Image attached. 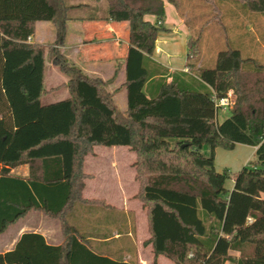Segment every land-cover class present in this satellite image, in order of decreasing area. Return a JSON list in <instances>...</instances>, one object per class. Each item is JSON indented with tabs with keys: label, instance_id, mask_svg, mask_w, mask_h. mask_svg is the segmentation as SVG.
I'll return each instance as SVG.
<instances>
[{
	"label": "trees",
	"instance_id": "obj_1",
	"mask_svg": "<svg viewBox=\"0 0 264 264\" xmlns=\"http://www.w3.org/2000/svg\"><path fill=\"white\" fill-rule=\"evenodd\" d=\"M105 1L104 19L129 26L123 111L105 81L27 40L37 21H51L62 34L68 9L62 0H0V233L33 210L56 219L62 236L56 245L40 232H24L0 253V264H131L95 251L70 221L76 204L98 203L82 196L84 159L96 145L135 154L153 264L160 255L174 264H264V61L227 42L211 65H202L200 31H189L185 70L168 72L151 57L165 29L163 1ZM232 1L244 14L264 17V0ZM167 2L177 11L179 0ZM48 51L67 76L68 95L42 103ZM228 90L234 103L217 121L212 95ZM235 144L255 151L228 189L214 153ZM22 163L29 165L26 177L11 173Z\"/></svg>",
	"mask_w": 264,
	"mask_h": 264
},
{
	"label": "crops",
	"instance_id": "obj_2",
	"mask_svg": "<svg viewBox=\"0 0 264 264\" xmlns=\"http://www.w3.org/2000/svg\"><path fill=\"white\" fill-rule=\"evenodd\" d=\"M62 1L68 7L66 9L67 19L64 21L65 25H63L62 34L60 36L58 35L56 27L51 21L49 22L52 25V30L47 28V26H40V21H37L31 41L43 44L46 48L57 49L62 57L64 56L68 62L77 65L86 75L98 77L105 81L106 88L111 93L115 105L120 110H125L126 91L123 84L126 75L124 71V57L128 47L129 26L127 22H114L104 19L108 10L107 3L105 6L100 7L97 3L89 1L77 3ZM162 1L165 11L162 26L165 27V31L160 34L158 32L151 57L161 66L165 67L168 72L185 70L184 63L187 54L186 41L189 32L184 19L176 11V8L167 2V0ZM79 10L93 11L94 13L90 15H84L80 12L74 13ZM144 19L154 22L155 16L146 14L144 15ZM173 29L176 34H180L182 46L184 45L186 47V51L182 49V59L179 55V49L178 52H175L172 49L166 50L163 47L166 45L170 48L174 44L175 38L171 37L173 33L171 30ZM50 65L52 69V76L49 79L50 88L53 87L52 84L56 81L61 82V84L66 82L67 77L55 71L53 59H51ZM46 67L44 60L45 72L43 76V87L46 81ZM54 79L56 81L53 82ZM123 95H125V98ZM118 98L120 104L117 103ZM219 149L222 148L215 149L214 160L218 155ZM228 151H230L228 152L230 154L226 155L227 161L225 164L236 168L238 171L252 158L255 147L235 144L233 149ZM134 160V152L126 146H111L107 148L94 146L92 153L85 156L83 163V171L87 174L84 180L83 197L93 198L98 202H106L108 207H105V209L108 211H112L111 209H113L114 211L115 206L111 204L112 202H109L108 198L106 199L103 186H107L111 180L116 181L119 178L123 189L122 200L127 202V195L134 183ZM121 167L130 170L128 179L122 174L119 175L118 172H120ZM28 171V163L18 164L11 169V173L22 177H26ZM116 171H118V177ZM93 182L101 186L100 190L102 192L96 193L97 195L95 196L87 197L85 191L89 185H93ZM87 212L80 209V214L74 217V223L81 232L87 233V236L91 238L95 251L108 254L111 257L123 258V260L129 261L131 264L137 262V257L139 262H143L141 256L144 254L149 264L151 263L150 261L153 258L151 245L147 244L146 247H142L141 244L139 247L136 245L134 231L135 219L132 207L125 205L122 209V215L124 217L123 228L116 226L118 224L111 213L106 214V216L95 213L94 216L89 217ZM10 225H14L15 229L0 243V253L11 250L19 236L24 232H40L46 242L50 244L57 245L62 239L58 221L55 223L52 218L46 217L38 211H29L25 216L20 217ZM10 225H8L4 232H6ZM161 257L164 256H158L157 260L159 261Z\"/></svg>",
	"mask_w": 264,
	"mask_h": 264
},
{
	"label": "rangeland",
	"instance_id": "obj_3",
	"mask_svg": "<svg viewBox=\"0 0 264 264\" xmlns=\"http://www.w3.org/2000/svg\"><path fill=\"white\" fill-rule=\"evenodd\" d=\"M67 3H77V2H92L97 3L100 7L105 6V0H64ZM212 3L211 0H179V8L177 12L184 19L186 23V27L188 32L192 31V33H196L200 31L201 34V64L202 65H211L214 62L215 56L220 49L227 47V42L231 43L232 46L241 49L243 55H250L256 58H259L264 61V17L260 14L255 13H243L240 10L239 5L232 0H214ZM81 13L84 15H90L94 13L93 11H75L74 13ZM147 17V16H146ZM149 17V16H148ZM222 20V23L218 21ZM40 26H47L50 30H52V25L48 21H40ZM39 28V27H38ZM201 29V30H200ZM165 30H160L159 34L164 32ZM173 33L171 35L172 38H175L174 44L168 48L166 45L163 46L166 50L172 49L175 52L179 51L180 58L182 59V49L186 51V47L180 41V34H176L174 29L171 30ZM246 31L248 36L254 35V39H250V36H243V32ZM251 31V33L249 32ZM241 34V36H240ZM227 38H226V37ZM181 46V48H180ZM45 62H46V81L44 82V89L46 93L42 96V103H49L54 100H59L67 96L68 91L65 86V83L56 81L52 84V88H50L49 79L52 76L50 61L53 59V55L48 51V54H45ZM64 57V56H63ZM55 67V71L62 73L58 67L53 64ZM63 74V73H62ZM66 76V75H65ZM67 77V76H66ZM67 81V80H66ZM49 88V89H48ZM118 97V96H117ZM125 98V95H123ZM117 103L120 104V100L118 98ZM229 109H217L216 119L217 121H221L229 115ZM98 146V145H96ZM104 148V146H98ZM116 147V146H115ZM107 148V147H106ZM93 151V149H92ZM230 151L225 149H219L218 155L214 160V168L217 172H221L226 175L225 187L230 189L233 184V175L237 171L236 168L231 166H227L225 163L227 161V154ZM237 152V151H236ZM240 154V153H239ZM116 171L117 177L119 175L128 176L130 174V170L125 167H121L120 172ZM135 174V170H134ZM134 178V175H133ZM133 187L127 195V202L122 200V183H120L119 178L116 181L111 180L107 186H103L105 191L106 199H109V202L114 205V211H108L105 209L103 205L106 202H90L94 204H76L74 212L71 214L70 221L74 222V217L77 214H80V209L85 210L89 217L94 216L95 213H99V215L113 214L115 221L118 225V228H123V213L122 209L127 205V207H132V212L134 216V231H135V242L137 247L141 246L146 247L147 243L145 241L150 236L148 232L147 226V215L146 209L142 205L140 199L137 196V192L139 190V182L135 178L133 179ZM89 185V184H88ZM101 186L98 183L93 182V185H89L85 191V195L87 197L95 196L96 193L102 192ZM128 189V188H127ZM83 193V191H82ZM103 195V194H100ZM83 196V195H82ZM85 199H93V198H85ZM111 199V200H110ZM100 204V205H99ZM107 205V204H106ZM38 214V213H34ZM22 218V217H21ZM53 222H57L56 219H53ZM122 221V222H121ZM121 222V223H120ZM15 229L14 225H10V227L6 230V232L0 233V243H2L3 239L8 237L13 230ZM231 255L237 256V253L234 251H230ZM138 256V255H137ZM143 262L138 261L135 264H149L147 257L143 254L141 256ZM158 258V257H157ZM152 263V260L150 261ZM156 264H174L171 260L166 257H161L156 260ZM225 264H236L232 261H227Z\"/></svg>",
	"mask_w": 264,
	"mask_h": 264
},
{
	"label": "built area",
	"instance_id": "obj_4",
	"mask_svg": "<svg viewBox=\"0 0 264 264\" xmlns=\"http://www.w3.org/2000/svg\"><path fill=\"white\" fill-rule=\"evenodd\" d=\"M28 41L31 40V37L27 38ZM212 100L214 106L218 109H229L234 103V93L232 90H228L226 95L220 98H217L214 94L212 95Z\"/></svg>",
	"mask_w": 264,
	"mask_h": 264
}]
</instances>
